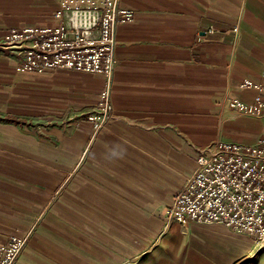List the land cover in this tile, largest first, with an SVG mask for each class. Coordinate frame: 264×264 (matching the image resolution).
Segmentation results:
<instances>
[{"label":"crops","instance_id":"1","mask_svg":"<svg viewBox=\"0 0 264 264\" xmlns=\"http://www.w3.org/2000/svg\"><path fill=\"white\" fill-rule=\"evenodd\" d=\"M64 1L0 0V248L28 236L15 264H124L167 228L201 149L259 129L224 100L254 97L244 83L264 66V0H119L132 18L99 131L87 113L104 74L20 72L23 56L1 46L11 28L55 24Z\"/></svg>","mask_w":264,"mask_h":264},{"label":"built area","instance_id":"2","mask_svg":"<svg viewBox=\"0 0 264 264\" xmlns=\"http://www.w3.org/2000/svg\"><path fill=\"white\" fill-rule=\"evenodd\" d=\"M73 1L65 0L54 12L55 24L13 28L4 41L23 56L20 72L65 68L104 74L106 87L87 113L99 131L114 116L110 86L116 35L118 26L131 20L132 11L120 7L119 0H93L88 6ZM244 85L254 90L253 99L227 98L224 105L264 117V67L258 82ZM169 214L183 223L253 228L264 216V128L253 143L215 141L201 149L192 173L174 194ZM26 242V237L11 236L0 249V264H14Z\"/></svg>","mask_w":264,"mask_h":264},{"label":"rangeland","instance_id":"3","mask_svg":"<svg viewBox=\"0 0 264 264\" xmlns=\"http://www.w3.org/2000/svg\"><path fill=\"white\" fill-rule=\"evenodd\" d=\"M59 7H57L56 10ZM4 37L5 35L3 36L1 46L15 51L14 49L7 47ZM18 64L16 65V70ZM111 87L112 85L110 86V99L112 102ZM226 107L230 110L236 111L239 115L247 117L249 121H252L254 125H256V129L257 127H259V129L256 130L255 135L250 140L243 141L238 138H223L215 141H238L241 143L255 142L264 128V117H256L232 109L229 106ZM169 206H167L165 211V215L170 221L167 228L163 231L160 230L158 235L152 237L150 241L151 245L148 247L147 251L142 252L136 257H132L124 264H264V216L260 221H254L255 225H253V228L248 226L245 230L238 231L235 227L220 223L206 224L193 221H186L184 223L179 222L170 216ZM244 222L247 221L245 220ZM18 237H26L28 242V236Z\"/></svg>","mask_w":264,"mask_h":264},{"label":"clouds","instance_id":"4","mask_svg":"<svg viewBox=\"0 0 264 264\" xmlns=\"http://www.w3.org/2000/svg\"><path fill=\"white\" fill-rule=\"evenodd\" d=\"M117 153H113V155H116ZM120 155L123 154V149H121V152L119 153Z\"/></svg>","mask_w":264,"mask_h":264}]
</instances>
